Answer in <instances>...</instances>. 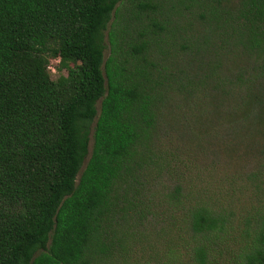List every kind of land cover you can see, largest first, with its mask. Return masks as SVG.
I'll use <instances>...</instances> for the list:
<instances>
[{
	"label": "trees",
	"instance_id": "1",
	"mask_svg": "<svg viewBox=\"0 0 264 264\" xmlns=\"http://www.w3.org/2000/svg\"><path fill=\"white\" fill-rule=\"evenodd\" d=\"M0 264H264V0H0Z\"/></svg>",
	"mask_w": 264,
	"mask_h": 264
},
{
	"label": "rangeland",
	"instance_id": "2",
	"mask_svg": "<svg viewBox=\"0 0 264 264\" xmlns=\"http://www.w3.org/2000/svg\"><path fill=\"white\" fill-rule=\"evenodd\" d=\"M108 53V52H107ZM106 53V54H107ZM58 59L60 60V58H53V59H51V61L53 60H57V61H54L53 62V65H54V67H55V70L54 71H52L51 70V74H52V78L53 79H57L58 78V76H59V74H67L68 73V71L66 70V69H62L61 71H60V69H59V64H60V61H58Z\"/></svg>",
	"mask_w": 264,
	"mask_h": 264
},
{
	"label": "built area",
	"instance_id": "3",
	"mask_svg": "<svg viewBox=\"0 0 264 264\" xmlns=\"http://www.w3.org/2000/svg\"><path fill=\"white\" fill-rule=\"evenodd\" d=\"M54 61H57V60H54ZM53 60L52 61H50V63H49V66H48V68H49V70L51 71H54L55 70V67H54V65H53V62H54ZM58 61H60L59 59H58Z\"/></svg>",
	"mask_w": 264,
	"mask_h": 264
}]
</instances>
